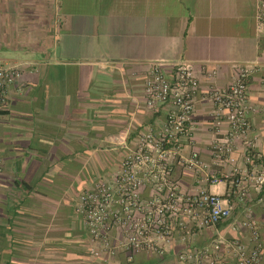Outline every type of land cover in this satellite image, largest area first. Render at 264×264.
<instances>
[{"label":"crops","instance_id":"0c3cea01","mask_svg":"<svg viewBox=\"0 0 264 264\" xmlns=\"http://www.w3.org/2000/svg\"><path fill=\"white\" fill-rule=\"evenodd\" d=\"M258 0H0V64L22 77L0 110V264H89L90 236L78 211L97 182L115 185L123 159L145 130L163 129L167 106L149 108L143 84L149 63L189 59L201 91L224 87L235 66L258 61L248 86L250 137L264 158V29ZM168 75L170 68L165 69ZM23 83L24 86L20 85ZM213 103L197 97L191 139L170 156V180L186 193L215 191L233 207L206 227L176 228L166 252L125 251L111 264H173L219 235L248 238L245 219L264 234L255 169L239 142L216 157ZM198 152L203 166L182 158ZM206 172L220 178L211 183ZM237 180L241 183L238 184ZM145 197L157 195L146 182ZM187 221V220H186ZM191 227V234L186 229ZM219 264H236L222 252Z\"/></svg>","mask_w":264,"mask_h":264},{"label":"built area","instance_id":"2783aa9c","mask_svg":"<svg viewBox=\"0 0 264 264\" xmlns=\"http://www.w3.org/2000/svg\"><path fill=\"white\" fill-rule=\"evenodd\" d=\"M258 1L259 27L263 30L264 0ZM258 65V61L237 65L230 84L201 91L189 59L180 57L149 63L143 84L145 104L149 108L167 106L165 124L159 132L149 129L140 134L138 148L123 159L114 186L100 181L82 193L78 211L90 236L92 261L89 264H111L113 258L125 251L163 256L164 242L176 228L187 227L188 221L198 227L216 225L231 216L233 207L219 193L207 190L186 193L170 180L173 170L170 156L174 150H182L181 138L191 139L192 118L201 92L214 105L212 116L218 132L224 123L228 125L227 131L215 139L213 154L230 155L239 142L244 144L246 161L255 169L261 165L255 173L254 186L264 207V158L256 150V137H250L249 114L256 109L248 99L249 81ZM166 68L171 69V75L166 73ZM21 77L19 66L0 64V110L8 104ZM182 162L193 168L203 166L198 152L182 158ZM2 169L0 157V172ZM206 176L213 184L220 182L217 175L206 172ZM146 182L156 184L157 195H142ZM242 225L248 229V238L229 240L219 235L209 246L181 252L173 264H219L221 253L229 251L236 264H264V234L258 222L245 219ZM191 231L188 226L187 234Z\"/></svg>","mask_w":264,"mask_h":264}]
</instances>
